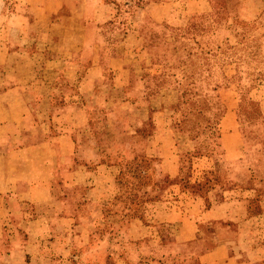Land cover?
Here are the masks:
<instances>
[{
    "label": "rangeland",
    "instance_id": "obj_1",
    "mask_svg": "<svg viewBox=\"0 0 264 264\" xmlns=\"http://www.w3.org/2000/svg\"><path fill=\"white\" fill-rule=\"evenodd\" d=\"M73 3L84 12L79 23L98 4H110L115 49L134 26L124 52H109L107 22L97 32L106 43L78 50L87 34L63 17L69 12L63 0H0V94L32 81L39 56H48L40 49L51 25L64 26L62 44L73 50L74 66L79 57L95 66L112 57L137 60L146 48L148 69L142 76L134 71L127 91L123 78L115 80L117 70L91 73L93 84L83 88L96 101L84 99L85 112L49 118L51 131L41 122L49 119L28 112L18 90L0 96V122L19 128L8 123L5 133L17 141L0 151V264H234L213 231L232 240L260 236L249 243L264 248V187L249 180L264 175V0H69V8ZM15 10L22 24L9 22ZM24 86L30 102L37 86ZM228 109L253 126L230 135L223 125ZM58 124L70 133L65 142L53 140ZM227 135L236 136L228 159ZM48 136L54 151L47 145L12 151ZM32 183L38 196L49 188L47 203L15 198ZM230 206L244 212H207ZM239 215L258 219L244 224ZM241 242L229 247L243 260L250 245ZM204 253L208 260L201 261Z\"/></svg>",
    "mask_w": 264,
    "mask_h": 264
},
{
    "label": "crops",
    "instance_id": "obj_2",
    "mask_svg": "<svg viewBox=\"0 0 264 264\" xmlns=\"http://www.w3.org/2000/svg\"><path fill=\"white\" fill-rule=\"evenodd\" d=\"M64 4L66 5L65 7H63L64 10H69L68 13H64L62 14L63 17L66 18H71L72 21L77 24L79 22H77L76 20L78 18L83 19L84 17V12L83 10L76 8V6L73 3L72 5V9L69 8V0H63ZM19 3V2H18ZM31 3V2H28ZM152 3H150L149 5H151ZM20 5V3H19ZM62 6V2L61 5H59L58 7ZM114 6V5H111ZM106 7H110V4L108 3H101L98 4L97 8L95 9V11H93L92 16H90L89 19L84 20V22L79 23L80 26L83 28L84 33L87 34V36L85 37L86 39H84L83 41V45H81L79 48H77L78 50L80 49V51H82L83 53L85 52V50L87 48H89L90 50H92V46L93 45H97V44H101L103 42L106 43V38L104 40V37L101 38L99 37V34L97 33L100 29H103V24L104 22H107L108 24L111 25V33L110 36L108 38L107 41V45H108V49L109 52H111L112 54H119V53H123L125 48H126V39L128 38L130 32H134V26L127 27L126 29V33L123 35V39H122V46L118 49H115L113 47V38H114V23L115 20V13L110 14V12L108 11V8ZM99 9H103L104 13H101V16H99L101 18L98 19L96 17V15H98V11ZM170 8H167V15H165L166 20L169 18L171 9L168 10ZM138 13V9L136 11ZM20 11L15 10V13L11 12L10 13V17H9V22L12 21V19H19L20 20V24H22L23 19V14L20 13ZM114 14V15H113ZM186 14H181V17L184 18ZM183 20V19H182ZM11 26H13L14 28L17 26V24H12ZM22 32V30H21ZM61 33V34H60ZM60 34V36H59ZM64 34H65V28L64 26H50V28H48V30L46 31L45 34V41H46V45L45 47H43L42 50L43 52H45L46 54H48V56H46L45 54L40 55L39 57H41L40 61H37V64L34 69H32V72H34V75L31 76L30 79H32V81L28 82L29 80L23 82L22 84L19 85H13L11 87L6 88L5 90H3L0 94L1 95H6V93H8V91H13V90H18L21 94L22 100L25 103L26 109L28 110V112L31 114V111L35 110L38 112L39 114L46 117L47 119L51 118V117H55L57 119V121L59 120V117H61L62 115L65 114V112L68 111V113H75L76 111L78 112H85V106L83 104V100L84 99H88L90 101H96L95 95L91 94V93H87L89 90H84L83 86L85 84H89L92 83V74L95 71H99L98 74L103 72V68H108L111 67L114 70H117V74L118 77L115 78V80H119L120 78H123L121 81V87H125L123 88V90L128 89V85L131 84V80H134L135 75H137L136 73H134V71H138L141 72L139 75L142 76L143 71L145 69V63L148 61L149 58V52L148 50L145 48L143 49V51L147 52V55L145 56V58H140V59H133L132 61L128 60L127 61H122V62H118L115 63L114 60L117 59L116 58H110V60L106 61V64L104 62L103 65H96L95 63L92 62L91 57L88 58V60H86L84 57H79L76 65L74 66V52L72 49L66 48L63 46L62 42L64 40ZM7 41V40H5ZM21 42V41H20ZM22 43V42H21ZM104 43V44H105ZM28 47V46H27ZM22 50H24V48H21V52ZM27 53L31 54L30 49H25L23 51L22 54L26 55ZM135 62V63H134ZM133 63V64H132ZM73 65V66H72ZM135 67V70H133V68ZM82 73L84 75H82ZM101 82V80H100ZM27 83V84H24ZM28 83H30V85H36L37 87L34 89H36V94L30 96L32 97L30 99L29 102V97L27 95H25L23 93L24 88H26L24 85L30 86L28 85ZM39 84V85H38ZM83 84V85H82ZM93 84V83H92ZM81 85H82V89H81ZM73 87L75 88V90H73ZM83 91V92H82ZM107 93H109V89L106 88L105 91H103L102 93V102H104L108 96ZM124 94L123 98H126L127 93L125 94L124 92L122 93ZM34 96V97H33ZM156 97V96H155ZM58 100V102L56 101ZM156 101V99L154 100ZM101 102V103H102ZM97 103V102H96ZM34 106V107H33ZM39 107V108H37ZM233 109H228L227 114L225 115V119L226 122H224L223 125H225V127H231L232 131L229 132V128H227V132L232 135L234 132V129H236V131L234 132L235 134L238 133V131H243V129L249 128L251 125H242L239 121V118L237 117V114L235 113V111ZM59 117H56V116ZM224 120V119H223ZM50 119L47 121L41 120L42 124L46 125L48 131H51V124H50ZM8 123L10 122H6V123H2L0 122V131H4L3 133H0V151L5 152L6 151V146L7 144H9V146H7L9 149L10 147L13 148L14 142H16L17 140H15L13 138V135L9 134V133H5V129H8ZM36 125H39L37 122H35ZM11 126L14 127L13 130H18L19 128L16 127V125L14 123H10ZM60 124H58V129H59V134H57V136L53 137V140L55 138V140H57L58 142H65L66 138L70 137V133L68 132V129H66L65 127H60ZM15 136V135H14ZM16 136H19L16 135ZM9 138L8 140H4V139ZM51 138L52 137H47L45 139H43L40 142H31L29 144L26 143H20V145L15 146L14 150L16 153H22L24 151H31L32 148H40V147H46V145L49 147V150L52 151L53 147H52V143H51ZM228 141L229 144L226 150L224 151L225 153V157L228 159L227 154H230L231 157V145H232V141L233 138H236V136H228ZM244 139V138H243ZM2 140H4L6 143L2 142ZM11 151V152H12ZM54 151V150H53ZM243 151V148H242ZM237 152L239 154H237L236 156L234 155L233 158H238L239 155L241 154V148L239 146ZM50 167H52V162L50 160ZM54 165V164H53ZM54 170V168H53ZM36 176V175H35ZM37 177H40L39 175H37ZM23 179H25V177H22ZM21 178H17V181H19ZM29 178H26V181ZM251 182L256 183V185H260V187H264V175L258 180H252L249 179ZM21 183H18V188L20 187ZM39 185V183H37ZM45 185V184H43ZM31 186L36 187V185L34 183H32L31 185L29 184L27 187V190L23 191V192H19V190L16 192V195L18 197L15 196L16 199H18L19 201H22V199H29L30 201H32L33 203H37L40 202H46L48 201L49 197L46 196V191L49 195V191H48V187L43 189V193L44 196H38L40 194L36 193V190L33 188H31ZM255 186V185H254ZM17 187V183L15 186V189ZM41 190V188H39ZM264 190V188H262ZM13 192H15V190H13ZM36 195V196H35ZM47 203V202H46ZM262 209H264V199L262 201ZM232 205V204H230ZM234 206V205H233ZM233 206H230L229 208H212L210 210H207V212H221L223 213L225 216L226 215H230L232 212L236 213L237 211H243L244 210L241 208H234ZM245 206H243L244 208ZM239 215V218H241L240 220L243 221L244 224H252L257 222V216L256 217H247L244 215L241 216ZM258 216H260V214H258ZM222 217L224 216H216L213 217L210 221V223L212 224L214 221L217 220H221L223 219ZM74 221V220H73ZM18 227H21V225H18ZM24 228V227H23ZM217 231V230H216ZM220 232V231H217ZM211 236L214 237L216 243H217V247H224L225 248V256L227 257L229 262H233L234 264H255L254 262H256L257 264H264V248H260L262 247V245L257 246L256 245H252L249 242H255V240L257 241L258 239H262L259 238L260 236H251L248 238H239L238 236L235 237V239H231L229 237H226L224 235H218L216 234L215 231H213V233H211ZM263 237V236H261ZM235 241H244L241 243H244L245 245L249 244L250 248L246 251L245 253V258L242 260H240L239 258V254H235L234 251L235 250H230L229 247V243H233ZM233 241V242H231ZM264 246V245H263ZM214 251L212 250V253ZM176 255L174 254L173 257H175ZM167 257V256H165ZM201 261H205L208 260V256H206V254H202L199 256ZM211 264V263H210ZM213 264V263H212Z\"/></svg>",
    "mask_w": 264,
    "mask_h": 264
},
{
    "label": "trees",
    "instance_id": "obj_3",
    "mask_svg": "<svg viewBox=\"0 0 264 264\" xmlns=\"http://www.w3.org/2000/svg\"><path fill=\"white\" fill-rule=\"evenodd\" d=\"M135 2H137V3H135ZM134 3L137 5V4H139V2L138 1H135ZM137 6H139V5H137ZM199 159V158H198Z\"/></svg>",
    "mask_w": 264,
    "mask_h": 264
}]
</instances>
